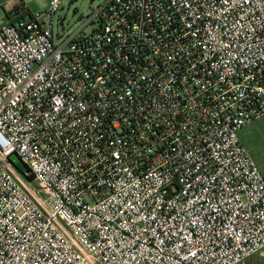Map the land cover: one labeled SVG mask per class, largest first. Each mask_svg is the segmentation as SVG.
<instances>
[{
    "label": "built area",
    "instance_id": "1",
    "mask_svg": "<svg viewBox=\"0 0 264 264\" xmlns=\"http://www.w3.org/2000/svg\"><path fill=\"white\" fill-rule=\"evenodd\" d=\"M61 9L0 23V264L264 250L239 137L264 116V0H103L68 34Z\"/></svg>",
    "mask_w": 264,
    "mask_h": 264
},
{
    "label": "rangeland",
    "instance_id": "2",
    "mask_svg": "<svg viewBox=\"0 0 264 264\" xmlns=\"http://www.w3.org/2000/svg\"><path fill=\"white\" fill-rule=\"evenodd\" d=\"M103 0H63V9L58 12L63 34H68L80 25V21L91 9ZM24 4L30 13L35 14L48 8V0H0V23L7 21L5 16L19 15L16 12ZM240 140L264 176V116L254 120L239 133ZM241 264H264V250L246 259Z\"/></svg>",
    "mask_w": 264,
    "mask_h": 264
},
{
    "label": "trees",
    "instance_id": "3",
    "mask_svg": "<svg viewBox=\"0 0 264 264\" xmlns=\"http://www.w3.org/2000/svg\"><path fill=\"white\" fill-rule=\"evenodd\" d=\"M20 7H19V9L17 10V8H16V12L19 14V15H15L16 13H14V15H13V17H18V18H27V17H30V12H29V10L26 8V7H24V4H20L19 5ZM6 17V19L7 20H11V19H13L11 16H5Z\"/></svg>",
    "mask_w": 264,
    "mask_h": 264
},
{
    "label": "water",
    "instance_id": "4",
    "mask_svg": "<svg viewBox=\"0 0 264 264\" xmlns=\"http://www.w3.org/2000/svg\"><path fill=\"white\" fill-rule=\"evenodd\" d=\"M10 160L13 162L14 166L18 170H23L25 168L24 164L20 162V160L18 159L16 155H11Z\"/></svg>",
    "mask_w": 264,
    "mask_h": 264
}]
</instances>
